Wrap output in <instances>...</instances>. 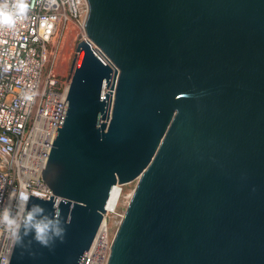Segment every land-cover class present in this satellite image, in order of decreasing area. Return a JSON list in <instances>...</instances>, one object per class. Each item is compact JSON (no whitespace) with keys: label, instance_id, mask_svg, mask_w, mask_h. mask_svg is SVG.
<instances>
[{"label":"water","instance_id":"obj_1","mask_svg":"<svg viewBox=\"0 0 264 264\" xmlns=\"http://www.w3.org/2000/svg\"><path fill=\"white\" fill-rule=\"evenodd\" d=\"M86 38L8 264H264V0H87Z\"/></svg>","mask_w":264,"mask_h":264},{"label":"built area","instance_id":"obj_2","mask_svg":"<svg viewBox=\"0 0 264 264\" xmlns=\"http://www.w3.org/2000/svg\"><path fill=\"white\" fill-rule=\"evenodd\" d=\"M87 12V0H0V264L9 262L29 195H51L41 171L70 86L76 45L87 37ZM117 212V206L105 210L82 264H107L114 234L107 216L121 220Z\"/></svg>","mask_w":264,"mask_h":264},{"label":"rangeland","instance_id":"obj_3","mask_svg":"<svg viewBox=\"0 0 264 264\" xmlns=\"http://www.w3.org/2000/svg\"><path fill=\"white\" fill-rule=\"evenodd\" d=\"M135 184H136V180L131 181V182L126 183V184H123L121 186L122 187V193H121V197L119 199L118 205H117V211H118L117 213L123 214V211L125 209V206L128 202V199L130 197V194H131ZM119 220H120L119 215L115 216L114 214H109L107 216V222L109 224L108 228H109L110 235H111V233L113 234L115 232Z\"/></svg>","mask_w":264,"mask_h":264},{"label":"bare ground","instance_id":"obj_4","mask_svg":"<svg viewBox=\"0 0 264 264\" xmlns=\"http://www.w3.org/2000/svg\"><path fill=\"white\" fill-rule=\"evenodd\" d=\"M121 193H122V188H120L117 185L113 186L109 199L106 204V208H105L106 211H111L115 209L121 197Z\"/></svg>","mask_w":264,"mask_h":264}]
</instances>
